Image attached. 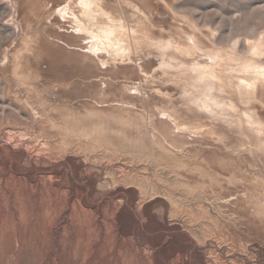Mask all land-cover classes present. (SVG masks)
<instances>
[{"label":"rangeland","instance_id":"rangeland-1","mask_svg":"<svg viewBox=\"0 0 264 264\" xmlns=\"http://www.w3.org/2000/svg\"><path fill=\"white\" fill-rule=\"evenodd\" d=\"M87 1L0 0V264H264V0Z\"/></svg>","mask_w":264,"mask_h":264},{"label":"bare ground","instance_id":"bare-ground-1","mask_svg":"<svg viewBox=\"0 0 264 264\" xmlns=\"http://www.w3.org/2000/svg\"><path fill=\"white\" fill-rule=\"evenodd\" d=\"M90 1L82 0V4L88 5L90 4ZM54 7V6H53ZM55 8L52 13V21L55 24L60 23L61 21V15L59 12H56L58 9L61 11L62 8ZM63 12V11H62ZM111 29V28H110ZM109 34V33H108ZM173 45L171 43L162 45L161 48L166 49L169 47H172ZM217 57H221L222 55L220 53L216 54ZM257 69V68H256ZM209 75V74H208ZM207 74H201L199 77H197L194 81L190 83V86L198 91H201L205 100L204 104L207 108L210 110H217L218 106L222 104L224 98H222V94L227 87H231L229 89L230 93H232L241 103H251L258 99V93L260 87H264V66H260L258 71L254 72L252 77L247 78L244 77V75L238 73L235 76H240L238 80L229 83L228 85L217 84L216 81L211 80L208 77ZM251 76V75H250ZM195 90V91H196ZM197 91V92H198ZM248 118L251 122L258 123V113L255 111H248Z\"/></svg>","mask_w":264,"mask_h":264}]
</instances>
